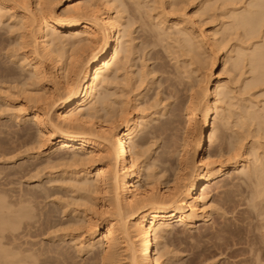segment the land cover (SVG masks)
I'll return each mask as SVG.
<instances>
[{
    "label": "rangeland",
    "instance_id": "1",
    "mask_svg": "<svg viewBox=\"0 0 264 264\" xmlns=\"http://www.w3.org/2000/svg\"><path fill=\"white\" fill-rule=\"evenodd\" d=\"M0 1V224L14 228L0 230V264H103L97 258L101 244L86 242L85 221L90 217L103 228L110 217L99 216L104 201L93 191L94 178L79 173L89 166L75 162L84 158V153L50 149L37 124L32 119L23 120V109L35 112L45 98L44 83L32 66L40 62L42 68L53 71L61 63H68L69 54L82 59L83 53L72 45L75 37L67 32L55 33L60 41L49 42L52 58L41 57L40 51L34 53L29 33L33 25L28 22L25 28L21 16L25 7L33 8L39 0H17L19 4L16 0ZM44 1H39L40 10L52 13L55 7L53 14L66 16L65 0ZM247 1H93L98 13H107L108 9L121 24V56L99 82L95 100L84 112L93 114L96 124L136 117L139 131L130 144L128 159L133 157L136 164H141V188L165 192L176 182V174V178L181 176L182 153L190 162V147L196 145L190 137L197 133L194 127L200 125L205 112V98L201 97L206 85L208 100L216 105L211 120L214 137L211 146L195 160L209 155L210 162L220 160L229 165L233 148L249 160L244 170L239 167L210 181L204 201L199 202L198 216H206V221L186 226L172 223L157 230L161 236L154 252L164 264H264V202L253 205L250 201L257 188L253 161L259 158L264 164V76L254 79L248 55L264 41L259 38L262 32L259 37H249L243 28L234 26L233 20ZM28 51L32 53L28 55ZM261 64L263 68L257 72L263 73L264 60ZM50 83L48 80L47 85ZM215 83L222 86L217 96ZM189 98L194 102L199 99L195 102V119L190 118L193 111L187 107ZM37 99H43L40 105ZM19 104L23 108L18 112ZM59 108L56 104L51 110L53 122ZM221 132L222 144L218 138ZM117 248L112 263L128 264L124 248Z\"/></svg>",
    "mask_w": 264,
    "mask_h": 264
},
{
    "label": "bare ground",
    "instance_id": "2",
    "mask_svg": "<svg viewBox=\"0 0 264 264\" xmlns=\"http://www.w3.org/2000/svg\"><path fill=\"white\" fill-rule=\"evenodd\" d=\"M39 1H37L36 4L33 3L35 5L33 8H30L31 6L25 7L24 15L21 16V24L25 26V28L28 27V22L33 25L30 26V28L33 27V30H29L32 37L31 46L33 47V52L37 54V52L40 51L41 57L52 58L53 51L50 48L49 42H54L56 40L60 41V37H57L55 33L62 34L67 32L73 36L72 38L75 37L72 45L76 47L78 51L80 50L83 53V58L81 59V56H77V58L76 56L71 57L72 55L69 54L68 63H61L59 67H54V70L52 68L53 71L42 68L40 62L32 66L37 77L44 83L43 93L45 98L42 96L44 101L41 105V101L39 102V100L43 99H37L39 105L42 106L39 110L27 113L23 109V120L32 119V121L37 124L40 134L48 142L50 149H73L84 153V158L78 159L75 162L77 163L79 161L80 163H83L84 166L87 164H89V166L87 165L88 167L82 168L79 173L80 175H83L84 178L87 176L94 178V185L91 187L94 192L101 195V198L104 201L101 209L99 208L100 214H98L100 218L101 215L110 217L103 228H101V224L99 225L96 220L93 221L90 217H87L85 221L88 226V236L87 241H84L89 243V245L93 243L101 244L100 255L97 257L100 262L103 264H111L114 260L116 248L121 245V247L124 248H122L123 251L127 253L128 264H164V262L161 261L162 257L158 255L155 256L154 252V244L157 243V240L161 236L158 235L159 233L157 230L159 229L162 231V226H170L172 223H181L186 226L188 224H194L197 220L198 222L206 221V218H204L206 216H198L200 211L199 202L204 201V195L211 187L210 181L219 175L231 170H236L239 167H242L244 170L248 167L247 163H249V160L244 159V154L242 158V156L239 155L240 153H238L239 150L237 151V148L231 149L232 156L230 159L232 161L229 165L222 164L224 161L221 162L220 160L210 162L211 157L209 155L205 157L202 156L195 160L196 156L201 155L202 151L211 146L214 137L215 127H211V120L216 105L215 101L211 102L208 100V86L206 85L201 97L202 99L205 98L203 102L205 112L200 116V125L196 124L194 127V131H197V133L192 134V132V135L190 134L192 142L196 143V145L190 147L191 160L187 163L184 153H182V157L180 156L181 159L179 158L181 163V168L179 167V169H181V176H183L176 178L179 173L176 174V180H174V182H176L173 183L172 186L167 187L165 192L157 191L156 188L142 189L140 186L141 164H136V160L133 157L128 159L130 144L139 131V124L135 119L136 117H133V119L128 121L126 117L125 121L117 117L122 121H115L114 118V121L107 120L104 121V123L96 124V122L92 121L93 114L88 111L84 112L85 107L94 99L97 93V86L101 79L112 69L111 67L113 64L118 62L121 47V24L116 16H112L110 13L108 14V9L107 13H98L99 11L97 12L95 9L97 4H93L94 0H78L77 3H73V0H65L67 3L64 5L63 10L66 12V16H59L56 15V13L53 14L54 9L52 10V8L55 7L51 8L52 13H47L44 9L43 11L40 10L42 5L40 7L41 3ZM2 3L0 1V6L3 5ZM21 3L24 2L21 0ZM53 3L55 6V2ZM240 5H242V3ZM233 20L234 26L243 28L246 35L249 37H255L262 32L261 36L259 37L258 35V37L260 39L262 38L264 41V29L261 31V27H264V0L247 1L241 14L236 13L233 15ZM49 31L52 33L49 34ZM24 33L22 34L24 35ZM201 36L203 37V35H200V37ZM21 40L23 39H20L19 41ZM28 43L26 42L27 45ZM29 52L31 51H28V55ZM74 55L77 54L75 53ZM248 55L250 56L252 71L255 74L254 79L256 77L260 78L261 76H264V72H257V69L261 70V68H263L261 63L264 60V44H256ZM78 57L80 59H78ZM55 58L60 59L59 56H56ZM59 63L60 62H58V64ZM54 65L56 66V64ZM49 66L51 65L49 64ZM211 66L213 67V64H211ZM48 80L51 81L50 86L47 85ZM214 86V93L217 96L219 95V90L222 86L219 83H215ZM196 101L199 103V99ZM195 102L193 99H190L188 103L189 105L187 106L189 107V111H193L190 114V118L194 119V111L196 108ZM56 104H59L60 108L55 114V122H53L51 119V110H53L52 108ZM22 108L23 105L21 107V104H19L18 112L21 111ZM123 109H120V113ZM94 110L93 112L95 113L96 110ZM118 110L119 109H117V111ZM120 113H118L119 117L121 116ZM19 116L22 117L21 115ZM167 123L169 124V121ZM218 138L221 140L222 144L224 141L222 132L219 134ZM256 156L258 157V155ZM258 159L255 158L253 161L255 165L254 176L257 180V188H255L250 200L253 205L264 202V164L259 162ZM95 161L98 162L95 163ZM161 184H163V181ZM86 193L88 192L86 191ZM90 207H92V204ZM10 227L11 226H8L6 223H3V225L0 224L1 231L8 230ZM10 229L14 230L13 227ZM80 243L82 244V242ZM167 257L165 258L166 260Z\"/></svg>",
    "mask_w": 264,
    "mask_h": 264
}]
</instances>
